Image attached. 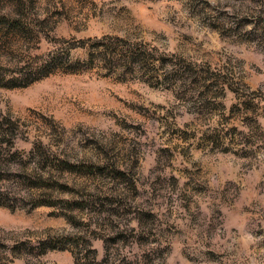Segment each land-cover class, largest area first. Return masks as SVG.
Instances as JSON below:
<instances>
[{"label":"rangeland","instance_id":"rangeland-1","mask_svg":"<svg viewBox=\"0 0 264 264\" xmlns=\"http://www.w3.org/2000/svg\"><path fill=\"white\" fill-rule=\"evenodd\" d=\"M0 129V264H264V0H0Z\"/></svg>","mask_w":264,"mask_h":264},{"label":"trees","instance_id":"trees-1","mask_svg":"<svg viewBox=\"0 0 264 264\" xmlns=\"http://www.w3.org/2000/svg\"><path fill=\"white\" fill-rule=\"evenodd\" d=\"M97 42L102 44V40H97ZM86 41L83 42V47L89 51V58L87 64V69L96 68L97 62H99L102 66V69L112 68L116 65L117 62L121 61L118 59L122 55L124 51L123 47H117L114 45L113 47L105 49V51L99 49H95V45H87ZM94 47V48H93ZM124 62L127 65L131 63L133 60V56H124ZM64 60L59 59L57 56L52 57L49 60L45 61L46 63L43 65V69L40 71L42 77L48 76L54 70H58L62 68ZM72 69L69 72L77 73V67H71ZM110 72V71H109ZM0 132L4 134V130L0 129ZM12 147V146H11ZM21 155V152L17 151L15 154H11L12 156ZM22 156V155H21ZM19 156V158H22ZM61 168L68 169L69 164L67 162L61 160ZM53 163L50 161V157L47 156L44 152L40 151V149L32 148L29 154L26 155L23 159H21V172L20 179L24 182L25 187L27 189V194L23 200L28 204L31 209H35L40 206H50L53 207L56 205L55 198L52 195V191L54 190L53 183L57 182L55 175L53 173V169H48L52 167ZM69 170V169H68ZM1 178V177H0ZM65 185V184H64ZM17 200L14 196H12L9 192H1L0 191V205L1 206H10L9 202ZM16 204L17 201H16Z\"/></svg>","mask_w":264,"mask_h":264}]
</instances>
